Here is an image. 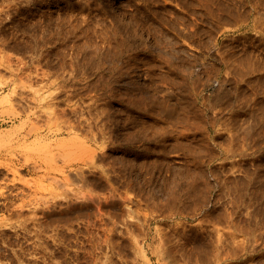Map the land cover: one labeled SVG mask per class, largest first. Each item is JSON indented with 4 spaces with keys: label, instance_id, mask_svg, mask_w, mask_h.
Instances as JSON below:
<instances>
[{
    "label": "rangeland",
    "instance_id": "374dc122",
    "mask_svg": "<svg viewBox=\"0 0 264 264\" xmlns=\"http://www.w3.org/2000/svg\"><path fill=\"white\" fill-rule=\"evenodd\" d=\"M0 264H264V0H0Z\"/></svg>",
    "mask_w": 264,
    "mask_h": 264
}]
</instances>
